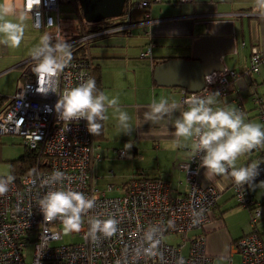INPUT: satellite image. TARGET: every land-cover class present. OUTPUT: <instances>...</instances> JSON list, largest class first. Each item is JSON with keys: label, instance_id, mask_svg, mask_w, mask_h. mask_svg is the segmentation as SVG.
Segmentation results:
<instances>
[{"label": "built area", "instance_id": "1", "mask_svg": "<svg viewBox=\"0 0 264 264\" xmlns=\"http://www.w3.org/2000/svg\"><path fill=\"white\" fill-rule=\"evenodd\" d=\"M148 5L149 1L140 2L141 7ZM58 6L59 0H23V10L31 14L34 28H54L49 37L56 42L60 41L56 24ZM145 21H152L149 14H145ZM130 26L123 24L95 34H83L76 42L126 32ZM72 42L75 41L68 44ZM149 55L150 47L140 53L141 58ZM262 60L263 54L253 47L244 74L258 72ZM35 66L32 64L27 69L31 72L30 79L20 83L10 98L8 108L0 113V136L11 134L19 137L23 145L41 156L47 165L45 170L15 178L9 185V191L0 195V264H213L206 252L204 237L191 235L209 224L219 197L215 186L200 183L199 158H194L192 152L188 162L178 164L187 185L182 196H174L167 181L143 177L130 178L123 186L118 185L116 189H122V194L111 196L112 185L99 189L94 184L91 170L93 164L101 160V155L94 135L87 130L86 121L68 124L61 121L55 111L59 96L65 90L90 79L88 57L66 61L55 78L38 74L34 71ZM239 77L238 71L227 67L212 72L205 77L200 92L194 94L183 90L184 109L193 98L206 97L209 92L224 95L226 87ZM260 118L264 124V115ZM115 154L117 159L126 156L124 150L115 151ZM258 163V178H264V161ZM56 170L65 173L63 184L45 183ZM231 181L236 202L243 206L253 205L254 201L247 196L243 185L238 186ZM59 188L80 191L89 198H95L94 208L83 214L80 232L66 233L60 219L45 222L39 210V200L48 191ZM259 216L260 212L254 208L253 225ZM90 217L115 219L117 232L93 241L88 235ZM149 233L159 243L150 252H145L144 249L151 247V242L146 239ZM167 235H175L180 239L179 243H167L164 240ZM65 236L78 242L52 245ZM31 245L32 259L27 261L24 251ZM232 248L240 255L241 264H264V245L255 230L235 241Z\"/></svg>", "mask_w": 264, "mask_h": 264}, {"label": "crops", "instance_id": "2", "mask_svg": "<svg viewBox=\"0 0 264 264\" xmlns=\"http://www.w3.org/2000/svg\"><path fill=\"white\" fill-rule=\"evenodd\" d=\"M61 1L59 0V4ZM176 1L151 0L147 7H141L140 0H138L136 2L137 7L132 9L131 6L130 8L128 19L133 23H129L131 26L126 32L104 35L95 40L89 48L88 52L93 62L95 64L98 63L101 68L102 93L109 99L113 97L119 99L118 106L128 113L131 127V131L125 134L124 130L119 126V114L115 111V107H108L105 113L107 119L102 121L104 137L100 142H96L99 146L98 151L101 155V160L96 161L91 170L94 182L97 179H101L94 177L97 171L112 166L118 168V174L120 175L124 172L130 173L131 176L134 173H138L144 175L145 178L164 179L169 183L174 196L185 194L187 185L184 172L178 168V164L188 162L192 155V141L181 140L182 146L176 147L173 143L176 138L172 134L174 132L173 121L175 117L185 110L182 105L184 93L183 89L159 87L153 84L151 72L156 61L160 62L161 60L172 58H190L192 43L196 38L217 36L234 39L233 54L226 55L222 59L224 65L225 62L231 63V67L226 66L227 68L243 73L253 47L263 54L261 65L264 67V10H261L256 5L258 0ZM11 2L15 5L18 15L25 13L23 19L25 31L19 47L12 48L0 44V61L6 60L4 64L6 70L20 68V63L32 58L31 49L40 43L42 36L45 34L50 36L54 32L48 28H34L31 14L23 10V0H11ZM66 2L73 6L76 12L78 21L76 30L78 32L81 29L78 11L72 3L67 0ZM159 2L169 5L161 6V8L152 7L153 5L151 4ZM59 12L60 9L58 7L56 24L59 31H61ZM61 12L62 16L67 13L64 7ZM145 14H149L151 22L145 21ZM121 34H124L125 37L119 36L118 39H108L99 42L103 37ZM246 35L249 40V53L244 56L245 52L243 51L242 56L239 49V39H241V46L243 47L241 48L244 50L248 46ZM110 47L133 49L131 52L125 49L124 53L120 54L111 51ZM147 47H150V55L146 58H141L140 53L146 50ZM129 53L132 56H128ZM230 56L232 58L229 60ZM131 62H138L136 68L139 70L140 77L135 74L131 67ZM260 67H258L257 75L264 82V72ZM244 76H240L239 79L233 81L227 87L225 96L222 99H218V106H242L246 121L252 122L250 121L252 117L249 112L254 107L247 109L248 106L243 100L242 92L246 87L251 88L252 86L253 88V84H256L257 81L256 78L251 79L250 76L248 80H245ZM254 93L253 103L259 99L258 95L263 96L264 99V92L258 94L259 92L254 89ZM161 98H167L169 102H177L180 108L174 114L160 121H152L146 118L145 113L150 111V104L153 100L158 101ZM261 106L263 107V105ZM261 110L264 113L263 108ZM128 143L132 144L130 149L125 147ZM116 150H125L128 155L126 154L124 159H117L114 152ZM147 152H150L151 155L149 154L148 160L143 161L141 158ZM253 153L256 154L253 155ZM259 155V152H252L249 157L245 155L243 158L239 157L236 166H247L250 157L254 158L251 163L253 161L258 162L261 157H263L262 160L264 161V153L260 158L258 157ZM256 157L259 159L257 160ZM130 175L129 177H131ZM123 178L118 176L117 178H109V180L120 183V179ZM199 181L203 185L214 184L219 190V197L214 212L211 213L209 224L201 230L193 231L191 235H202L204 237L205 249L212 258V262L216 257H226L228 261H231L230 264H234V257L240 255L233 250V243L250 233L249 231L247 232V224L251 213L233 202L234 191L232 192L230 189L232 181L229 176L209 177L202 168L199 173ZM248 192L251 198L256 201L257 206L261 205L262 202L264 203V193L257 191L252 186L248 187ZM212 216L215 219H212ZM261 219H264V207L255 223L254 230L257 229V222ZM260 227L264 229V223ZM256 232L264 245L259 230Z\"/></svg>", "mask_w": 264, "mask_h": 264}, {"label": "clouds", "instance_id": "3", "mask_svg": "<svg viewBox=\"0 0 264 264\" xmlns=\"http://www.w3.org/2000/svg\"><path fill=\"white\" fill-rule=\"evenodd\" d=\"M259 7L264 10V0H259ZM24 15L17 14L11 0H0V44L12 48L20 46L25 31ZM71 47L65 40L52 43L49 35H43L40 43L30 52L37 61L34 71L48 78L57 77L66 61L71 59ZM219 97V92H209L206 97L193 98L188 108L175 117L172 133L176 138L174 146H182L181 140H191L193 156L199 158V166L207 176H229L238 186L253 185L259 175L260 163L253 161L247 166L237 167L236 162L239 157L264 147V124L246 121L242 110L236 107H219ZM118 105V98L109 99L103 93H98L96 81L88 79L65 90L59 96L55 111L59 119L68 124L86 121L89 133L99 135L103 127L101 122L107 119L105 113L108 107L114 106L119 114V126L127 134L131 131L130 117ZM149 107L150 111L145 113L146 118L160 121L177 112L180 105L161 98L153 100ZM125 147L130 149L132 144L128 143ZM14 179L11 174L0 179V195L9 191V185ZM64 180L65 173L56 170L45 183L63 184ZM95 203V198H89L80 191L59 188L48 191L39 200V210L45 222L60 219L66 233L80 232L84 222L83 214L93 209ZM88 225V235L93 241H97L100 236L110 237L118 230L117 221L112 218L90 217ZM146 239L151 242V247L144 251L150 252L159 240H153L150 233Z\"/></svg>", "mask_w": 264, "mask_h": 264}, {"label": "rangeland", "instance_id": "4", "mask_svg": "<svg viewBox=\"0 0 264 264\" xmlns=\"http://www.w3.org/2000/svg\"><path fill=\"white\" fill-rule=\"evenodd\" d=\"M132 2H133L132 9H134L137 7L136 2H138V0H132ZM68 5L69 4L66 2V0H62L58 6L60 9L59 16L61 19V31H59V32L61 34L62 40L66 39L67 37L74 36L77 33V30H76L77 27L76 26L78 24V21H77L76 12H75L73 6H71V5L68 6ZM151 5H153L152 7L161 8V6L165 7L169 4H165L164 2L163 3L159 2L157 4H151ZM174 5H176V4H174ZM63 7L65 8V10L67 12L64 14V16L61 15L62 14L61 10L63 9ZM173 7H175V6H173ZM145 10H148V9H145ZM129 23H133V22L130 21ZM50 30L54 31L55 29L50 28ZM119 36L125 37L124 34H121L118 36H106V37H103L99 42L106 41L108 39H118ZM239 38H240V32H239ZM246 41L248 42V46H247V48H244V50H243L242 49L243 47L241 46V39H239L240 54H242V52L244 51L245 52L244 56L248 55V53H249V40H248L247 35H246ZM125 49H128V51L131 52V50L133 48L110 47L111 51H113L114 53H120V54L124 53ZM229 55H231V54H229ZM128 56H132L131 53H129ZM242 56H243V54H242ZM137 57H138V55H137ZM231 58L232 57L230 56L229 60ZM248 62H249V57L247 59V64H248ZM5 63H6L5 59L0 61V66H2V67H0L1 68L0 69V95L12 97L14 95L16 88L21 83L20 81H18L21 71H20V68H14V69H7L6 70L5 69L6 66L4 65ZM228 63L229 62H225V67L226 66L231 67V63L230 64H228ZM137 64H138V62H131V67L135 71V74L137 75V77H140L139 70H138V68H136ZM259 66H261L260 68L264 72V67L261 64H259ZM249 76L251 79L256 78V81L258 84L257 83L253 84V88L251 86V88L246 87L245 89H243L244 91L242 92V97H243L244 102L248 106L247 109L254 107V109L250 110V112H249L250 116L252 117L250 121L262 124L261 118H260L261 116H258V115H259L260 111H262L261 108H263V110H264L263 96L258 95L259 96V99L257 100L258 102L255 101L254 103H253L252 98H255L254 89H256L259 92L258 94H260V92H264V82H262L261 77H259L257 75V72L256 73L250 72ZM249 76H247V75L244 76L245 80H248ZM261 102L263 104H261ZM251 103H253V104H251ZM258 103L260 106L258 105ZM261 105H263V107ZM245 118H246V116H245ZM0 145H1V148H0V177H6L9 174L8 162L10 160L17 158L19 155L22 154V152L24 151V145H23L21 139L17 136H14V135H2V136H0ZM259 151H264V147H261V149L256 150L255 152H259ZM126 154L128 155V152ZM149 154H150V152H147L145 155H143V157L141 159L143 161L148 160ZM255 154L256 153H253V155H255ZM241 157L243 158L244 155ZM129 175H130V173H126V172L121 173V175H120V174H118V168H114L112 166L107 167L104 169H100V171H97V173L95 174L94 177L101 178V179H97L99 181L97 182V180H96L94 182V184L99 189H103L106 187L107 184H110V185H112L113 188L109 192V194L111 196L120 195V194H122L123 190L122 189L120 190L119 188L117 190L116 187L120 184H123L124 182H127V180L129 178H131V177H129ZM118 176L124 177L123 179H120V183H115V182H113V180L112 181L109 180V178H113V177L117 178ZM93 180H94V178H93ZM115 180H117V179H115ZM261 182H264V179L256 180L253 182V185H250V186L256 188L257 191H261L262 193H264V184H260ZM230 189L233 192L232 187H230ZM232 200H233V202L237 203L236 199L234 197L232 198ZM263 207H264V203L262 202V204L257 206L256 209H258L261 212ZM238 218H240V217H238ZM252 218L253 217H252V213H251V214H249V217H248L247 232L248 231L251 232L253 230L252 229V223H251ZM212 219H215V217L212 216ZM240 222H242V220H240ZM263 223H264V219H261L260 221H258L257 222V229H255V231L259 230L261 237L264 241V234H262V233H264L263 232L264 229L262 228L263 226L260 227V225ZM164 240L170 244H176V243H179V241H180V239L178 237H176L175 235H167ZM71 242H78V240L71 238L70 236H65L63 238V240L57 241V242L53 243L52 245L53 246H62V245L69 244ZM186 250H187V248L185 247L184 251H183L184 254L186 253ZM24 254H25L26 260L31 261L32 254H33V245L28 246L27 249L24 251ZM212 263L213 264H227L228 259L226 257H216L213 259ZM234 264H241L240 256L234 257Z\"/></svg>", "mask_w": 264, "mask_h": 264}, {"label": "water", "instance_id": "5", "mask_svg": "<svg viewBox=\"0 0 264 264\" xmlns=\"http://www.w3.org/2000/svg\"><path fill=\"white\" fill-rule=\"evenodd\" d=\"M126 0H77L82 18L87 23H98L121 16ZM234 39L202 36L192 43L190 58H172L157 63L152 70L153 80L159 87L179 88L187 93H198L204 79L212 72L222 71V59L234 52ZM30 58L20 65L32 62Z\"/></svg>", "mask_w": 264, "mask_h": 264}, {"label": "trees", "instance_id": "6", "mask_svg": "<svg viewBox=\"0 0 264 264\" xmlns=\"http://www.w3.org/2000/svg\"><path fill=\"white\" fill-rule=\"evenodd\" d=\"M67 1L72 3L74 5V7H76V9L78 11L79 18H80V25H81V29H79V31L74 36H71V37L65 39V41L67 43H69L70 41H75V42L70 43V45L72 46L71 47V53H72L71 59H80V58H84L85 56L88 57V59L90 61V65H91L90 66V79H94L96 81L97 91H98V93H102V87L103 86H102V82H101V68H100V65L98 63L95 64L93 62V60H92L91 56L89 55L88 51H89V48H90L91 44L93 42H95V40L101 38L104 35H99V36L90 38L87 42H76V40L78 38H80L83 34L84 35L95 34V33L99 32V31L108 30V29L113 28L115 26H119V25H123V24H129L130 21H129L128 17L130 15V8H131V6H133V3L131 2V0H126L125 4H124V7H123L122 14L118 18H110V19L102 20V21H100L98 23H87L82 18V12H81V10H80V8L78 6L77 0H67ZM140 1H145V0H140ZM147 1H151V0H146V2ZM256 5L259 6V0L257 1ZM118 33H124V32H118ZM118 33L106 34V35H114V34H118ZM59 40H62L60 34H59ZM51 42L52 43H56V40L52 39ZM162 61L163 60H161L160 62H162ZM28 63H31V62H27L26 64H24V65H22L20 67L21 68V73H20V76H19V79H18V81H20V82H23L25 80L30 79L31 72H27V69L29 67H31V65L28 66L27 65ZM36 63H37V61H35V60L32 61V64H36ZM157 63H159V62L156 61L153 64V67ZM239 73H242V72H239ZM249 74L250 73H248L246 75L248 76ZM244 75H245L244 72L242 74H240V76H244ZM151 78H152L153 84L156 85L155 81L153 80L152 72H151ZM231 83H233V82H231ZM231 83L229 85H231ZM227 87H226V91H227ZM224 96L225 95H222L218 99H222ZM10 98L11 97H8V96H5V95H0V113L4 112L8 108ZM261 104H263V103L261 102ZM236 108L242 110V112H243L242 106H238ZM243 113L245 114V112H243ZM261 115H264V113L262 111H260L258 116H261ZM103 133H104V129L102 127L100 134L99 135H94L95 142H100V140L103 139V137H104ZM0 148H1V145H0ZM259 149H261V147L258 148V149L253 150L252 152H255L256 150H259ZM116 151H119V150H116ZM125 153H126V151H125ZM251 153H249V154H251ZM259 153H260V155L258 157L260 158L263 155L264 152L263 151H259ZM249 154H245V156L249 157ZM258 157H256L257 160L259 159ZM253 159L254 158L250 157L248 159V164H250L251 160H253ZM262 159H263V157H261L259 159V161L262 160ZM8 164H9V174L14 176L16 179H18V178H20L22 176H25V175L35 174L36 171H38V170H45L46 169V165H47L46 162L44 160H42L41 156H38L36 152L26 148L25 146H24V151L22 152V154L19 155L17 158H15L13 160H10L8 162ZM201 169L202 168H200V170ZM200 170H199V173H200ZM134 177H143V178H145L144 175L138 174V173H134L131 176V178H134ZM198 178H199V175H198ZM148 179H160V178H148ZM259 179H264V178H258V176H257L254 181L259 180ZM160 180H164V179H160ZM164 181H166V180H164ZM124 183L121 184V186H123ZM206 185L215 186L214 184H206ZM249 186L250 185H243V188L247 192V196L251 200H253V198H251V196H250V194L248 192V187ZM170 189H171V187H170ZM171 192H172V190H171ZM236 205L247 209L249 211V213H252V210L257 207L256 201H254V204L251 205V206H243V205H241L239 203H236ZM215 207H216V205L213 207L212 212H214ZM251 223H252V220H251ZM255 225L256 224H254V226H253V230H254Z\"/></svg>", "mask_w": 264, "mask_h": 264}, {"label": "flooded vegetation", "instance_id": "7", "mask_svg": "<svg viewBox=\"0 0 264 264\" xmlns=\"http://www.w3.org/2000/svg\"><path fill=\"white\" fill-rule=\"evenodd\" d=\"M27 65H28V66L32 65V62H31V63H28Z\"/></svg>", "mask_w": 264, "mask_h": 264}, {"label": "bare ground", "instance_id": "8", "mask_svg": "<svg viewBox=\"0 0 264 264\" xmlns=\"http://www.w3.org/2000/svg\"><path fill=\"white\" fill-rule=\"evenodd\" d=\"M7 135H11V134H7ZM180 196H181V195H180ZM205 226H206V225H205ZM205 226H204V227H205Z\"/></svg>", "mask_w": 264, "mask_h": 264}]
</instances>
